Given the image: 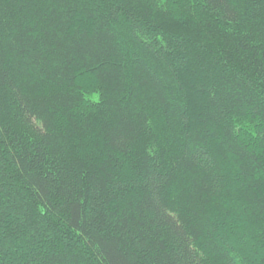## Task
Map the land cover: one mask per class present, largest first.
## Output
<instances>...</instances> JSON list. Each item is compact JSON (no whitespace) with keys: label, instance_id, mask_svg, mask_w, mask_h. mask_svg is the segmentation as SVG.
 Instances as JSON below:
<instances>
[{"label":"trees","instance_id":"trees-1","mask_svg":"<svg viewBox=\"0 0 264 264\" xmlns=\"http://www.w3.org/2000/svg\"><path fill=\"white\" fill-rule=\"evenodd\" d=\"M0 264H264V0H0Z\"/></svg>","mask_w":264,"mask_h":264}]
</instances>
